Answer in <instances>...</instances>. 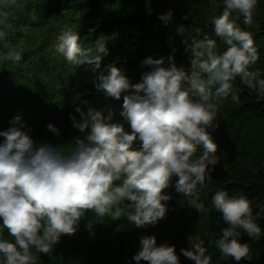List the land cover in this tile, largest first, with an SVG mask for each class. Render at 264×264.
<instances>
[{
    "label": "clouds",
    "instance_id": "9594fccd",
    "mask_svg": "<svg viewBox=\"0 0 264 264\" xmlns=\"http://www.w3.org/2000/svg\"><path fill=\"white\" fill-rule=\"evenodd\" d=\"M216 4V0H211ZM260 0H220L222 12L213 15L217 40L204 35L192 38L191 67L177 66L175 49L167 57L149 56L142 61L141 80L133 83L125 71L107 66L109 56L103 36L94 47L85 48L79 33L65 28L54 45L55 53L71 65L92 66L99 71L95 87L105 98L120 100L125 123H113L112 116L88 106L76 107L70 114L78 130L67 147L51 140L37 141L20 115L0 131V264H38L40 254L50 255L64 235L77 232L88 212L96 217H126L135 228L144 229L165 219L172 196L164 190L175 181V190L187 205L201 212L205 203L201 191L211 182L218 158V145L209 129L219 127L220 104L230 98L240 102L235 81L264 100V72L251 70L260 59L253 32L254 15ZM18 0H0V42L7 39L10 11ZM146 10L153 9L147 0ZM174 9L160 14L165 24L173 22ZM243 18L246 27L237 22ZM187 19V16L183 17ZM181 24L176 33L184 36ZM200 29H197V33ZM112 39L115 38L113 34ZM18 47L0 52V65L20 62ZM88 104L87 101L84 102ZM56 137L61 130L54 123L46 126ZM211 166V167H210ZM212 206L222 214V227L215 247L222 258L251 261V247L241 237L264 236L260 219L264 206L254 212L252 201L243 194L230 195L219 189ZM92 227L91 224L88 225ZM4 229L13 239L4 236ZM189 247L180 255L194 264H212L205 240L189 236ZM175 245H158L155 235H141L136 254L127 264H181Z\"/></svg>",
    "mask_w": 264,
    "mask_h": 264
},
{
    "label": "trees",
    "instance_id": "16d2710c",
    "mask_svg": "<svg viewBox=\"0 0 264 264\" xmlns=\"http://www.w3.org/2000/svg\"><path fill=\"white\" fill-rule=\"evenodd\" d=\"M146 3L147 0H18L10 11L13 27L7 39L0 42V50L18 47L22 60L0 65V131L7 130L11 120L20 115L27 127L33 129L35 140H51L67 147L79 135L72 127L70 114L79 118L75 108L87 111L88 106L102 110L105 116L111 115L113 123H125L130 130L120 115L123 97L105 98L96 90L99 71L87 64L71 65L55 53L54 45L65 28L78 32L85 48L94 47L103 36L109 37L110 54L102 61L101 71L107 74V66L115 64L133 83L140 82L143 72L148 70L142 66L144 59L167 57L173 49L177 66L190 68L192 55L184 39L190 43L192 38L207 35L217 40L221 51L225 49L212 24L213 15L222 12L220 0L216 4L211 0H151V14ZM169 9H174L173 22L165 26L158 16ZM185 16L187 19H183ZM237 22L246 27L242 17ZM181 24L186 27L183 37L176 33ZM248 30L253 32L260 55L251 70L264 72V0H260L253 27ZM235 87L240 102L234 104L230 98L223 101L218 112L219 127L209 129L218 145L220 162L215 165L211 182L206 181L201 191L203 211L187 205L175 190L178 178H173L164 190L172 196L167 202L169 211L158 224L139 229L126 217L106 216L100 221L88 212L77 232L62 236L50 255L40 254L38 264H127L138 251L140 233L147 231L155 233L158 245H175L178 255L181 248L189 247L188 237L199 234L205 240L212 264H237L234 259L222 258L215 247V240L226 225L222 214L212 206V196L224 189L230 195H246L254 212L264 206V100L258 99L239 78ZM49 123L60 128V137L47 131ZM259 222L264 228V217ZM4 236L13 239L7 229ZM241 242L250 245L252 260L239 264H264V236L257 240L245 234ZM180 260L181 264H194L183 255Z\"/></svg>",
    "mask_w": 264,
    "mask_h": 264
},
{
    "label": "bare ground",
    "instance_id": "6f19581e",
    "mask_svg": "<svg viewBox=\"0 0 264 264\" xmlns=\"http://www.w3.org/2000/svg\"><path fill=\"white\" fill-rule=\"evenodd\" d=\"M43 40V39H42Z\"/></svg>",
    "mask_w": 264,
    "mask_h": 264
}]
</instances>
